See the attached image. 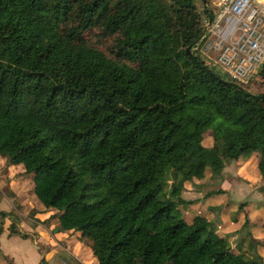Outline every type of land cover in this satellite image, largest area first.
<instances>
[{
    "label": "trees",
    "instance_id": "1",
    "mask_svg": "<svg viewBox=\"0 0 264 264\" xmlns=\"http://www.w3.org/2000/svg\"><path fill=\"white\" fill-rule=\"evenodd\" d=\"M205 1L0 0V158L32 175L61 228L91 237L97 264H262L247 215L251 255L175 212L184 182L216 179L257 147L264 193V93L191 51ZM0 218V234L7 220L29 237L18 207Z\"/></svg>",
    "mask_w": 264,
    "mask_h": 264
},
{
    "label": "rangeland",
    "instance_id": "2",
    "mask_svg": "<svg viewBox=\"0 0 264 264\" xmlns=\"http://www.w3.org/2000/svg\"><path fill=\"white\" fill-rule=\"evenodd\" d=\"M195 3L201 5V0H195ZM91 34L92 32H88L85 34V36L90 37ZM99 45L104 49H108L110 41L102 39L99 42ZM215 68L216 69H214V72L217 75L224 79L227 78L224 71L222 72L217 66H215ZM249 88H251V86ZM262 153V148L257 147L241 161L240 165L233 161L226 163L223 168L222 176L217 177L216 179L208 180L203 187L206 189L208 187L207 191L217 189L219 191H226L232 199L236 200L237 202L243 203V205L253 204L257 207V209L261 211L259 213H262L264 209V193L260 191V185H262V183L258 180V172L256 168L257 161L262 157ZM5 166V160L3 162H0V181L3 174L7 175V167ZM15 169V176H17L16 178L19 181L17 183L20 191L19 194L11 197V194H9L10 190L6 186H3L0 188V196H7V209L18 207L19 213L23 218L22 222L20 223V229L24 232H29L30 237L28 239H22L18 237H11L7 239L4 237L3 241L1 240L0 247L5 251L6 254L11 255L17 264H37L36 253L33 249V247L35 246L39 255L38 264L40 263L41 259H44V264H66L67 262L64 263L61 258L65 253L63 248L67 246L65 241L61 237H59L58 239H53L56 243H52L51 238L52 234H65L66 231L70 230H66L60 227L58 218L56 216H53L55 214L54 210L51 209L45 211L44 209L37 208L39 202L37 198L32 196L30 192V188L33 186L32 175L22 174L17 168ZM196 197V195L190 197L188 193L184 197L181 190L180 199L177 200L175 198V201L177 200L175 212L178 214V216L184 217L189 221L190 218L188 217L198 214L199 207H194V204H196L197 201L193 203L183 202L181 200L183 199L185 201H191V199H196ZM230 205V211H228L229 215L236 213V211L238 210L237 203H231ZM37 212L43 214L45 213L49 216L41 220L35 217V214ZM216 214L217 218L218 211L216 212ZM216 218L215 221H217L218 219ZM1 221L2 220L0 218V224H3V221ZM35 227L39 228L41 233L30 232L35 231ZM215 230L216 232H221V229L218 228V226L215 227ZM235 233L238 234V237H241L243 234L241 229ZM67 234L68 233L66 232V235ZM77 235L74 239L79 242L81 241L84 245H82V247L79 249L80 254L78 256L74 255L75 259L73 261V264H97L93 257L92 250L94 248V242L92 241L91 237L84 233H79ZM245 251L248 255H251L252 253L247 249ZM256 251L260 254V251L258 249ZM263 256L261 255L262 264H264ZM68 257H72V254L68 255ZM0 264H7V261L4 260L3 256H0Z\"/></svg>",
    "mask_w": 264,
    "mask_h": 264
},
{
    "label": "built area",
    "instance_id": "3",
    "mask_svg": "<svg viewBox=\"0 0 264 264\" xmlns=\"http://www.w3.org/2000/svg\"><path fill=\"white\" fill-rule=\"evenodd\" d=\"M204 4L210 16L202 21L191 51L245 91L264 93V0H207Z\"/></svg>",
    "mask_w": 264,
    "mask_h": 264
},
{
    "label": "crops",
    "instance_id": "4",
    "mask_svg": "<svg viewBox=\"0 0 264 264\" xmlns=\"http://www.w3.org/2000/svg\"><path fill=\"white\" fill-rule=\"evenodd\" d=\"M245 158V157H244ZM242 158L240 160V162H238L239 164H241V161L244 159ZM4 159L0 158V162H3ZM6 174L1 176V181H0V188L3 186H6L10 191L9 194H11V197L16 196L19 194V188L17 186V183L19 182L17 180V176H15V172L17 168L19 170L20 173H22V165H7L6 164ZM258 172V171H257ZM4 173V171H3ZM17 180V181H16ZM209 179L208 177H204L202 180L197 181L196 183H191V182H184L183 184V196L185 197V195L188 193L190 197L196 195V199H191L190 202L195 203L197 201L196 204H194L195 208L199 207V212L196 215H200L202 217H205L208 220H213V222L215 223L216 226H218V228L221 229V232H218V234L220 236L226 237L229 240V243H231V245L234 247L237 244L243 249L246 250L247 249V245H248V241L247 239H245L244 234H242L241 237H238V234H236L235 232H238L245 220V215L248 216L249 221L251 223L249 230L251 235L257 239L258 241L264 242V230L262 228V223L264 222V209L262 213L259 209H257L256 206L252 205H243L242 211L238 214V210L236 211V213L229 215L228 211H230V207H231V203H237L238 206L239 204H243L240 202H237L236 200L232 199L229 194L225 191H220L221 193H214L212 195H208L207 193V189L204 188V184H206V182ZM258 180L259 179V175H258ZM260 182V181H259ZM32 187L30 188V192H31ZM32 196L35 197V195L31 192ZM36 198V197H35ZM6 199L7 196L3 195L0 196V210H4V211H10L11 209H7L6 206ZM2 205V207H1ZM38 209H43V207L41 206V204L39 203L37 205ZM238 208V207H237ZM218 211V219L216 218L217 214L216 212ZM208 215V216H207ZM48 214H43V213H36L35 217L39 218L41 220L45 219L46 217H48ZM195 216V215H193ZM188 217V218H192ZM215 218L217 219V221H215ZM8 225V221L5 220L4 223V230L1 232L0 234V246H1V240L3 241L4 237L9 239L11 237H18L21 238L17 235H9V232L5 229V227ZM38 229V231H37ZM35 231H30V232H40L39 228L35 227L34 229ZM66 232L68 233L66 235ZM65 234L64 233H58V234H52V238H51V242L52 243H56L53 239L56 238L58 239L59 237H61L65 243H66V247L63 248V250L65 251L64 256H62V261L66 264H73V261L75 259V256H78L79 253V249L82 247V245H84L81 241H77L75 240V236L77 234H81V232L79 231H66ZM29 234V232H26ZM78 236V235H77ZM30 237V236H29ZM28 237V238H29ZM28 238H22V239H28ZM78 238V237H77ZM69 245V247H68ZM35 246V245H34ZM68 247V248H67ZM35 253H36V261L38 264V260H39V255L37 252V248L36 246L33 247ZM260 251V254L263 256L264 255V246L259 245L257 248ZM72 254V257H68V255ZM4 255L8 257L9 260H11L13 257L9 254H6L5 251L0 247V256ZM94 257V255H93ZM68 259V260H67ZM264 259V256H263ZM5 260V259H4ZM14 258L11 260L14 264H17L15 262ZM94 260L96 261V258L94 257ZM97 262V261H96Z\"/></svg>",
    "mask_w": 264,
    "mask_h": 264
},
{
    "label": "water",
    "instance_id": "5",
    "mask_svg": "<svg viewBox=\"0 0 264 264\" xmlns=\"http://www.w3.org/2000/svg\"><path fill=\"white\" fill-rule=\"evenodd\" d=\"M187 52H189V53H190V49H189V48H187Z\"/></svg>",
    "mask_w": 264,
    "mask_h": 264
}]
</instances>
